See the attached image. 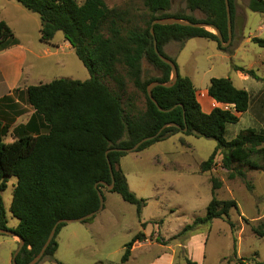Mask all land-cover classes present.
<instances>
[{
    "label": "trees",
    "instance_id": "1",
    "mask_svg": "<svg viewBox=\"0 0 264 264\" xmlns=\"http://www.w3.org/2000/svg\"><path fill=\"white\" fill-rule=\"evenodd\" d=\"M13 1L38 16L42 44L49 45L60 32L90 76L84 82L58 79L26 87L25 101L34 115L25 125L19 124L10 131L13 120L8 122L0 117V192L5 190L8 178L16 180L9 212L17 225L11 231L24 241L16 264H27L38 254L57 221L78 219L98 209L97 192L103 196L102 190H105L99 183L111 184L106 151L130 149L140 140L154 136L166 124L172 123L179 128L163 129L135 152L180 134L216 142L212 154L199 164L200 173L213 169L217 155L221 156V167L229 172L228 179L244 177L239 170L232 172L237 167L264 171V132L247 129L232 140H225L227 125L237 124L239 116L249 109L250 97L246 91L235 88L228 79H211L207 96L222 107H214L208 114L202 112L196 91L186 77L178 75L170 88L158 86L151 90L153 100L167 112H159L146 92L149 84H165L170 80L169 66L154 52L149 31L151 22L171 17L213 25L225 43L228 37L224 0H186L190 11L203 14L202 20L169 14L170 0H142L149 19L145 27L129 29L122 26L125 13L109 8L103 0L81 3L76 0ZM234 2L228 0L232 30ZM247 7L252 12L264 14V0H248ZM159 10L163 13L157 16ZM153 34L159 54L169 60L162 46L170 41L199 38L215 42L220 49L216 36L206 29L155 25ZM11 37L10 29L0 23V45ZM251 42L264 49V40L252 38ZM142 59L158 72V76L144 77ZM236 71L259 80L252 70L236 68ZM138 94L144 99L143 112L137 107ZM5 101L6 98L0 99V104ZM9 134L12 140L5 142ZM123 155L125 153L115 151L107 154L114 179L110 193L134 206L136 214L140 215L146 201L129 190L124 175L114 168ZM210 183L213 196L204 217L195 218L180 234L209 225L216 219L224 221L234 232L229 212L237 210V204L233 200H217L214 193L220 189L221 182L212 178ZM64 226H57L42 259L60 264L54 259L55 238ZM0 229H7L1 201ZM251 231L257 238H264V219L252 226ZM145 240L143 233L134 235L124 245L120 263L128 262L133 245ZM232 249L236 255L235 240ZM185 264L196 263L185 259Z\"/></svg>",
    "mask_w": 264,
    "mask_h": 264
},
{
    "label": "rangeland",
    "instance_id": "2",
    "mask_svg": "<svg viewBox=\"0 0 264 264\" xmlns=\"http://www.w3.org/2000/svg\"><path fill=\"white\" fill-rule=\"evenodd\" d=\"M103 1L109 8L125 13L124 28L145 27L150 14L142 0ZM11 3L24 12L20 17L11 6L4 7L3 11L11 19L13 33L28 49L24 69L28 85L47 84L58 79L80 82L89 79V73L73 49L63 45L60 32L49 45L42 44L38 16L15 1ZM247 6L248 0H235L232 38L224 48L220 46L219 49L215 42L199 38L170 41L162 46V52L173 61L178 75L192 83L201 110L216 107L208 103L209 97L204 92L211 79H228L235 88L249 94V109L239 116L237 124L227 125L226 141L247 129L264 132V49L251 42L252 38L264 40V14L252 12ZM167 12L204 19L201 12L188 9L186 0H170ZM206 30L213 34L212 30ZM141 65L145 77L158 76L144 59ZM236 68L252 70L259 80ZM129 90L132 92V88ZM15 97L19 103L11 105L8 117L11 120L20 117L18 124L25 125L30 120L22 122L27 117L29 105L18 90ZM136 102L143 112L144 99L140 94ZM11 140L10 134L5 137V142ZM215 146L213 140L176 134L141 152L125 153L114 168L124 175L129 190L146 201L140 215L117 194L102 190L103 209L91 222L68 224L60 229L55 238L54 259L60 264H121L124 245L137 233H143L146 240L133 245L130 258L124 264H185V259L196 264H264V238H257L251 231L252 226L264 219V171L237 167L232 172L239 170L244 177L228 179L229 172L221 167V156L217 155L213 169L200 173L199 164L208 159ZM212 178L221 182L215 198L233 200L237 204L238 209L229 212L234 232L224 221L216 219L209 225L180 234L195 218L204 217L213 196ZM15 183L14 178H8L5 190L0 192L8 230L17 225L9 212ZM157 238L160 241H156ZM233 240L236 255L233 254ZM18 245L16 238L0 235V264H13ZM38 264L55 263L45 258Z\"/></svg>",
    "mask_w": 264,
    "mask_h": 264
},
{
    "label": "water",
    "instance_id": "3",
    "mask_svg": "<svg viewBox=\"0 0 264 264\" xmlns=\"http://www.w3.org/2000/svg\"><path fill=\"white\" fill-rule=\"evenodd\" d=\"M224 4H225V10H226V14H227V41L224 43V40H223V37L220 33V31L214 27L213 25H209V24H205V23H202V22H199V23H192V22H189L187 20H180V19H176V18H158L154 21L151 22L150 24V34L151 36L153 37V48H154V52L155 54L157 55L158 59L163 62L164 64H166L167 66H169L170 68V80L165 83V84H162V83H158V82H154V83H151L149 84L147 87H146V92H147V96L149 98V100L154 104V106L157 108V110L159 112H167L163 109H161L158 104L153 100L152 96H151V90L155 87H164V88H170L174 85V83L176 82L177 80V76H178V72H177V68L175 66V64L163 57L162 55L159 54L157 48H156V43H155V40H154V34H153V26L155 25H159V26H172V25H176V26H181V27H189V28H197V29H210L213 31V34L216 36V38L218 39V42L220 43V46L221 48H224L225 46H227L230 41H231V38H232V26H231V20H230V11H229V4H228V0H224ZM163 13V10H159L157 12V16H160L161 14ZM239 29H240V26H239ZM144 77H145V74H143ZM145 78H148V77H145ZM167 127H175V128H179L177 125L175 124H172V123H169V124H166L164 125L154 136L152 137H149V138H144L142 140H140L138 143H136L132 148L130 149H113V150H108L106 151L105 153V156H106V160H107V164H108V168H109V172H110V177H111V184L110 185H106L105 183H99V185H102L105 187V189L107 191H112L113 187H114V179H113V175H112V166L109 164L108 162V159H107V154L111 151H115V152H123V153H132V152H135L140 145H142L143 143L145 142H148V141H151L153 140L154 138H156L161 132L163 129L167 128ZM186 130L184 129L183 132H185ZM97 185H95V189L97 188ZM97 196H98V200H99V206H98V209L94 212H91L81 218H78V219H61L59 221H57L45 243L43 244L42 248L40 249V251L38 252V254L30 261L28 262L27 264H38L41 259L43 258V255L47 249V247L49 246L50 242L53 240L54 236H55V232H56V228L58 225L60 224H64V225H68V224H74V223H83L93 217H95L99 212L102 211L103 209V203H104V199H103V196L102 194L98 191L97 192ZM0 235H4V236H8V237H13V238H16L18 240V249L17 251L14 253L13 255V259H12V262L13 264H16L15 262V259L17 257V255L19 254V252L21 251L23 245H24V241L18 237L16 235V233H14L13 231L11 230H8V229H0Z\"/></svg>",
    "mask_w": 264,
    "mask_h": 264
},
{
    "label": "crops",
    "instance_id": "4",
    "mask_svg": "<svg viewBox=\"0 0 264 264\" xmlns=\"http://www.w3.org/2000/svg\"><path fill=\"white\" fill-rule=\"evenodd\" d=\"M11 1L13 0L0 1V23H4L12 33V37L0 45V99L6 98V101L0 104V117L8 122L11 120L8 117L10 114V107H12L11 105L19 103V100L15 97V91L18 90L19 93H23L25 99L24 90L26 87L30 86L26 83V79H24L27 75H25L24 69L27 65V57L29 55L28 49L13 33L14 29H12L13 24L10 23L11 19L8 18L3 11L4 7L11 6V8H13V10L20 15V17L24 14V12L17 6L13 5ZM63 45L65 47H70V45L67 42L65 43V41ZM204 92L206 93V90H204ZM208 103H212L214 106L219 108L222 107V105L216 104L210 98L208 99ZM28 109L29 112L27 117L25 116L22 120L24 124L29 118H31V116L34 115V111L30 106ZM210 111L211 109L207 111L202 110V112L206 114ZM19 121L20 117H15L12 121V127H15L14 125L17 126Z\"/></svg>",
    "mask_w": 264,
    "mask_h": 264
},
{
    "label": "bare ground",
    "instance_id": "5",
    "mask_svg": "<svg viewBox=\"0 0 264 264\" xmlns=\"http://www.w3.org/2000/svg\"><path fill=\"white\" fill-rule=\"evenodd\" d=\"M202 97V96H201ZM209 99V98H208Z\"/></svg>",
    "mask_w": 264,
    "mask_h": 264
}]
</instances>
